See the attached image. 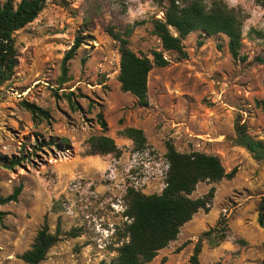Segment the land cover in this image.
Wrapping results in <instances>:
<instances>
[{
	"label": "rangeland",
	"instance_id": "rangeland-1",
	"mask_svg": "<svg viewBox=\"0 0 264 264\" xmlns=\"http://www.w3.org/2000/svg\"><path fill=\"white\" fill-rule=\"evenodd\" d=\"M223 1L244 16L239 58L230 53L227 35L200 29L183 39L186 56L163 49L154 21L165 19L167 2L159 0H71L68 6L47 0L38 17L16 31L18 64L0 86V196L19 186L21 192L16 201L0 203V264H30L20 255L44 223L61 239L38 264H116L131 221L127 193L162 192L168 142L180 152L218 155L227 172L238 170L232 179L198 183L194 198L216 188L210 211L200 209L152 264H167L170 257L168 264H191L199 237L221 218L227 237L218 245L217 232L204 238L200 260L262 264L264 160L236 143V125L245 123L264 141V8L256 0ZM126 28H132L134 51L152 57L161 50L169 60L149 74L146 107L122 90L118 78L120 43L111 31ZM78 37L81 45L64 72V56ZM26 102L51 117L34 118ZM127 127L143 130V148L124 134ZM102 134L115 139L119 155L91 153L88 138Z\"/></svg>",
	"mask_w": 264,
	"mask_h": 264
},
{
	"label": "trees",
	"instance_id": "trees-1",
	"mask_svg": "<svg viewBox=\"0 0 264 264\" xmlns=\"http://www.w3.org/2000/svg\"><path fill=\"white\" fill-rule=\"evenodd\" d=\"M63 6H68L71 0H54ZM166 1L165 19L154 21V32L160 38L163 49L176 51L180 56H186L183 39L192 31L200 29L208 35L223 33L228 37L229 51L234 58H239L242 47V21L244 16L236 8L230 7L223 0H213L207 5L204 0ZM264 8V0H256ZM47 0H0V86L10 80L18 64L15 33L34 21L43 10ZM175 29V33L171 30ZM132 28L124 31H111L113 37L120 43L119 81L125 92L133 94L141 106H149L148 79L154 66L164 67L169 60L164 51L154 50L152 57L139 54L129 45ZM81 45L78 37L74 45L67 51L63 59V70L67 71V62L72 59ZM34 118H50L49 111L36 103H25ZM99 120L104 132L108 123L103 113ZM124 134L140 149L146 145L147 138L140 128L127 127ZM92 154L119 155L122 151L115 139L107 134L92 135L88 138ZM236 143L249 150L257 160H264V141L253 138L245 123L236 125ZM168 170L166 186L160 194H146L130 189L127 193V208L125 214L131 219L126 225L127 240L117 248L114 259L116 264H147L159 251L176 240L181 228L200 210L209 212L216 188L200 197H192L198 183L203 181L217 182L224 178L232 179L238 168L227 172L221 158L215 154L200 151L180 152L171 143H167ZM17 161L13 160L11 164ZM21 187H16L8 196H0V203L16 201ZM3 212L0 211V219ZM224 219H220L215 227L204 231L195 244L189 261L191 264H204L200 253L204 238L211 240L213 232L219 234L215 244H220L227 237V222L221 227ZM258 222L264 229V193L258 208ZM61 239L59 231L53 233L47 223L38 231L32 247L22 253L20 258L30 264H38L47 256L49 249ZM102 264H106L104 261ZM262 264H264V257Z\"/></svg>",
	"mask_w": 264,
	"mask_h": 264
},
{
	"label": "crops",
	"instance_id": "crops-1",
	"mask_svg": "<svg viewBox=\"0 0 264 264\" xmlns=\"http://www.w3.org/2000/svg\"><path fill=\"white\" fill-rule=\"evenodd\" d=\"M167 255V251H166V247L161 249L159 251V254L153 259V261H150L148 262L147 264H152V263H156L158 262L159 259L163 258L164 256ZM172 260H171V257L169 258V260L166 262L167 264L170 263Z\"/></svg>",
	"mask_w": 264,
	"mask_h": 264
},
{
	"label": "built area",
	"instance_id": "built-area-1",
	"mask_svg": "<svg viewBox=\"0 0 264 264\" xmlns=\"http://www.w3.org/2000/svg\"><path fill=\"white\" fill-rule=\"evenodd\" d=\"M139 186H140V184L137 183V182L134 184V187H135L136 189H139Z\"/></svg>",
	"mask_w": 264,
	"mask_h": 264
}]
</instances>
